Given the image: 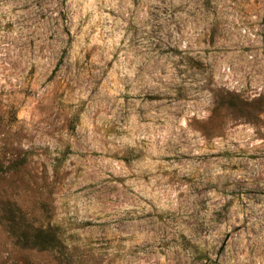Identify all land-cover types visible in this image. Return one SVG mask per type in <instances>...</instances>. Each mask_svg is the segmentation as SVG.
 I'll return each instance as SVG.
<instances>
[{
    "label": "rangeland",
    "instance_id": "obj_1",
    "mask_svg": "<svg viewBox=\"0 0 264 264\" xmlns=\"http://www.w3.org/2000/svg\"><path fill=\"white\" fill-rule=\"evenodd\" d=\"M0 264H264V0H0Z\"/></svg>",
    "mask_w": 264,
    "mask_h": 264
}]
</instances>
